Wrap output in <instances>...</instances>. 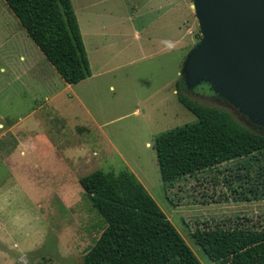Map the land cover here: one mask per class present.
Returning a JSON list of instances; mask_svg holds the SVG:
<instances>
[{
	"label": "rangeland",
	"instance_id": "1",
	"mask_svg": "<svg viewBox=\"0 0 264 264\" xmlns=\"http://www.w3.org/2000/svg\"><path fill=\"white\" fill-rule=\"evenodd\" d=\"M186 2L190 14L183 17L179 41L173 37L162 39L160 29L152 41L145 38V33L140 40L124 41L107 36L95 39L84 32L91 76L69 84L28 35L5 0H0V124L8 127L19 123L30 131L36 143L38 135L51 128L48 115L52 113V122L65 124L69 133L80 132L78 138L82 143L73 149L93 157L94 162L81 160L80 167L77 165L78 177L96 169L129 170L200 261L218 264L195 242L192 232L197 227L216 225L264 226V199L235 200L238 193L224 183L228 171L219 172L233 162L180 178L171 185L161 178L155 149L157 136L198 120L177 96V84L185 79L186 56L202 38L192 0ZM74 5L77 6V0ZM129 36L133 33L129 32ZM37 62L45 69L46 85L33 75ZM24 67L31 71L22 72ZM187 89L183 92L193 100L225 109L243 125L264 131L263 126L215 91L211 83L204 81ZM55 128L52 126L51 130ZM3 131L0 127V132ZM56 138L57 135L52 136L54 141ZM41 142L39 150L46 153L47 148ZM76 142L71 139L60 146L69 148ZM5 173L0 160V181ZM237 185L234 187L241 189ZM16 194L17 201H11L0 211V220L4 222L9 212L17 213L21 209L20 218L27 221L14 228L9 223L5 224L7 228L0 224V264H84V254L106 226L89 198L72 189L70 195H65L70 198L67 205L63 200L50 198L49 206L36 208L33 192L18 195L16 191ZM0 196H3L1 191Z\"/></svg>",
	"mask_w": 264,
	"mask_h": 264
},
{
	"label": "trees",
	"instance_id": "2",
	"mask_svg": "<svg viewBox=\"0 0 264 264\" xmlns=\"http://www.w3.org/2000/svg\"><path fill=\"white\" fill-rule=\"evenodd\" d=\"M35 44L65 82L91 76V67L72 0H5ZM179 101L198 120L161 132L155 142L161 178L167 185L203 170H225L224 183L238 201L264 199V131L240 123L229 111L187 96ZM80 184L106 226L84 254V264H203L156 200L129 170L102 169ZM238 184L241 189L234 187ZM195 242L214 262L264 264V226L197 227Z\"/></svg>",
	"mask_w": 264,
	"mask_h": 264
},
{
	"label": "crops",
	"instance_id": "3",
	"mask_svg": "<svg viewBox=\"0 0 264 264\" xmlns=\"http://www.w3.org/2000/svg\"><path fill=\"white\" fill-rule=\"evenodd\" d=\"M72 4L83 40L86 32L95 39L107 36L109 39L121 38L124 41L140 40L145 33V38L152 41L160 29L162 39L173 37L174 41H179L183 17L190 14V6L186 0H77V6L72 0ZM129 32H132L133 36H129ZM34 68L32 72L38 77L37 81L46 85L45 69L38 62ZM27 71L31 70L27 67L22 68V72ZM48 117L52 123H49L51 128L54 126L57 130L47 129L46 133L38 135L36 143L31 138L30 131L21 128L19 123L15 122L8 127L0 124V127L4 128V131L0 132V160L6 170L3 180L0 181V191L3 192V196H0L3 198L0 211L5 210L11 201H17L16 191L18 195L19 192L25 195L29 191L33 192L35 199L32 201L35 202L36 208L49 206L50 198L63 200L67 205L70 198L69 196L65 198V195H70L72 189L88 198L79 181L87 172L78 177L77 165L80 167L81 160L88 159L94 162L93 157L85 156L83 152L79 153L73 149L82 143L78 138L80 132L78 134L76 130L69 133L65 124L52 122L54 120L52 113ZM54 135H57L56 141L52 139ZM71 139L77 141L75 145L69 148L60 146ZM39 141L46 146V153L39 150ZM15 205L17 206V203ZM22 211L17 209V213L9 212L4 222L0 220V224L6 228V223L12 225L10 228H14L16 224H24L27 219L24 221L20 218ZM217 262L234 264L230 257Z\"/></svg>",
	"mask_w": 264,
	"mask_h": 264
},
{
	"label": "water",
	"instance_id": "4",
	"mask_svg": "<svg viewBox=\"0 0 264 264\" xmlns=\"http://www.w3.org/2000/svg\"><path fill=\"white\" fill-rule=\"evenodd\" d=\"M201 41L183 64L188 87L209 82L264 127V0H192Z\"/></svg>",
	"mask_w": 264,
	"mask_h": 264
}]
</instances>
